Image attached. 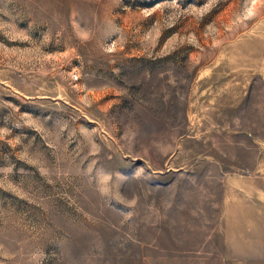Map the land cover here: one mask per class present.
<instances>
[{
    "label": "rangeland",
    "instance_id": "obj_1",
    "mask_svg": "<svg viewBox=\"0 0 264 264\" xmlns=\"http://www.w3.org/2000/svg\"><path fill=\"white\" fill-rule=\"evenodd\" d=\"M0 264H264V0H0Z\"/></svg>",
    "mask_w": 264,
    "mask_h": 264
}]
</instances>
